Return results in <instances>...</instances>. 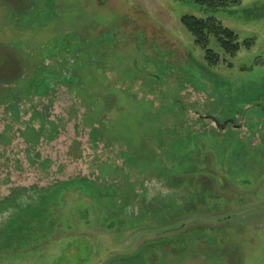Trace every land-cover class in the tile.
Returning <instances> with one entry per match:
<instances>
[{
  "label": "rangeland",
  "instance_id": "374dc122",
  "mask_svg": "<svg viewBox=\"0 0 264 264\" xmlns=\"http://www.w3.org/2000/svg\"><path fill=\"white\" fill-rule=\"evenodd\" d=\"M184 15H212L253 44L224 56L220 78L203 69L187 81L157 78L149 59L167 45L201 67ZM44 70L48 84L31 88ZM228 136L249 149L225 156L228 175L210 174ZM258 141L264 0L213 11L192 0H0V264H264ZM46 196L54 201L42 209ZM195 198H213V210ZM189 207L197 211L182 214ZM36 214L46 223L25 234L18 225Z\"/></svg>",
  "mask_w": 264,
  "mask_h": 264
},
{
  "label": "trees",
  "instance_id": "16d2710c",
  "mask_svg": "<svg viewBox=\"0 0 264 264\" xmlns=\"http://www.w3.org/2000/svg\"><path fill=\"white\" fill-rule=\"evenodd\" d=\"M192 1L195 4H197L199 7H201L202 9H205L207 11L226 9V8H229L230 6L240 4V0H192ZM181 22H182L183 26L185 27V29L194 38V43L197 46H199L201 49L204 50L203 62L198 61L201 64V67L198 65L193 66V67H187L186 73L183 72L179 76H177V75L172 76V77H177L178 79H182L184 81L189 80V78H191V77L195 79V77L199 76V74L201 72L200 70H202V69L207 70L213 77L220 78V75H219L220 72L217 71V67L220 66L221 63L223 64V62L226 61V57H224V56L235 57L238 54V52H240L242 50V48L246 47L249 49L253 44V39L252 40L251 39L241 40L239 35L233 29L225 26L220 20H217L212 15L206 16L204 18H200V17L192 16V15H184L181 18ZM103 38H104V36H101L100 39H98V40L93 39L92 42H89V45L91 47H95L99 44L100 41H104ZM75 42L76 41L72 40V44H70V45L67 44V49L71 50L73 47H75L76 46ZM63 44H65V42H61V44L55 43L53 45L55 48L60 49L61 47H63ZM154 44H156V43L154 42ZM164 44L167 45V42L166 41L163 42V45ZM73 45H75V46H73ZM214 46L217 47L219 50L218 51L215 50ZM160 51L163 53L172 54L173 58L176 61L178 59L184 60L185 55H186V53L183 50L182 51L179 49L177 50L174 47L173 48L170 47L169 45L165 46ZM221 52L223 54H221ZM44 72H45V79L44 78L42 80L33 79L30 83L31 88H35L37 91H42L44 85L48 84V83H46V81L49 77V73L51 74L52 71L48 72V70H44ZM154 76H156L157 78H161L164 76V74L161 72V70H157L154 73ZM31 88H30V90H31ZM248 91H249V89H248ZM16 106L18 107L19 105L17 104ZM198 137L204 143L209 142V139L211 138V137L208 138L205 133H199L198 135L194 136L193 138L196 139ZM223 137L224 136H222L219 139L220 142L223 141ZM236 139L239 141V144L236 143ZM240 140L241 139L238 136H234V137L228 136L227 140L224 141L225 143L230 142V144H228V146L227 145L225 146V150L228 149L227 155L225 153L226 151L224 150L223 152L219 151L218 156H221L223 158H225V156H229L230 158H228V159L233 160L232 155L236 156V153H237V156H239L242 154L243 151H247L249 149V144L246 147L241 148L242 142ZM198 147H199V145H197V144L194 145V148H198ZM208 148L211 150L212 147H208ZM262 148L264 150V146H262ZM241 149H242V151H241ZM192 155L193 154L188 155V158L191 157V159H192L190 162V165L192 164V162L194 165V163L197 161V159L199 157V152L196 153L194 156H192ZM245 156L250 157V154L245 153ZM212 158H213L212 161H213L214 166H213V170L210 171V169H209L210 174H213L217 171L221 172L220 174L224 173L225 175H228L230 173V171L227 169L228 166L226 165V163L228 162V159L225 158L224 162L220 161L221 159L217 158V153L212 155ZM254 159H256V157H254L253 159L250 158L249 161L252 162ZM257 160H255V162ZM219 161L221 163V166L219 165ZM235 163L237 166V160ZM190 165H189V167H190ZM259 166H261V165H259ZM184 169H186L185 172H187V170H188L187 167H185ZM199 172H201V170ZM240 175H242V174H240ZM240 175H237V176L233 175L231 177H232V179L240 178ZM245 177H244V179L246 180V183L250 184L251 176H245ZM252 181H253V179H252ZM81 182H83V181H79V184L83 185L85 187L86 191L90 194L91 190H93L92 188L95 187V184L92 183V186H89L87 184H84V182L83 183H81ZM70 185H72V183ZM64 190H65V188H63L62 192ZM105 192H107V191H105ZM15 196H16V192H13L12 197L7 199V200H9V203L15 202L14 201ZM59 197H60V193H58V195H57V198H59ZM117 200L114 197V201L116 203L119 201V200L118 201ZM212 200H213V198H209V199L206 198L203 201H200V199L195 198V200H193V201H196L198 203L203 202L205 204V206H203V208L208 207L209 210H213L212 209V205H213ZM214 200H215V198H214ZM53 201H54V198L52 196H46L44 202L41 204V208L42 209L51 208L50 205L53 204V203H51ZM4 202H5V200L0 199V212L2 210L6 209ZM59 202L60 201H58V203ZM122 202H123L122 204H125L126 202L130 203V201L125 200V199L122 200ZM206 202H208V203H206ZM103 204L105 205L108 203L106 200H103ZM198 208H199L200 212L203 211L202 207L200 208V206H199ZM104 210H105V214H107V216H109V215L111 216V213L109 212L108 205L104 206ZM194 210H195L194 208L189 207L188 209L183 208V210H181V211H182V214H184L185 212H196L197 211V209H196V211H194ZM146 219H148V216H146ZM17 223L18 222L14 223L15 226ZM45 223H46L45 221L41 220L40 214H36L32 218L28 219L24 224H22V225L19 224L18 227H25V229L27 228L24 231L26 234V233H28V230L31 229L33 226L42 225ZM23 247H26V246H23ZM4 252H5L4 250L0 251V253H2V254H4Z\"/></svg>",
  "mask_w": 264,
  "mask_h": 264
},
{
  "label": "flooded vegetation",
  "instance_id": "af4514ba",
  "mask_svg": "<svg viewBox=\"0 0 264 264\" xmlns=\"http://www.w3.org/2000/svg\"><path fill=\"white\" fill-rule=\"evenodd\" d=\"M112 39H114V37L112 36ZM117 43V42H116ZM146 43V41L144 42ZM180 53V52H179ZM149 61H151V65L153 64V66L156 67V64H159L160 65V69H161V72L163 74H166V75H170V76H179L181 75L183 72L186 73L187 72V64H183V61L184 60H180L178 59L177 61L173 58L172 54H168V53H163L161 51H158V55L154 56V59L150 58ZM258 101H260L258 99ZM257 101V102H258ZM258 104V103H257ZM256 104V105H257ZM253 136V135H252ZM241 142L244 143L246 142L243 138H240ZM254 140V139H253ZM245 144V143H244ZM249 143H246L244 147H246ZM264 145V142L261 141V142H257L256 143V146L258 145ZM262 147V146H261ZM259 159V158H258ZM132 204V203H131ZM140 204H143V203H140ZM133 205V204H132ZM28 247V245L26 247H21V248H18L15 250V252H23L24 250H26Z\"/></svg>",
  "mask_w": 264,
  "mask_h": 264
}]
</instances>
